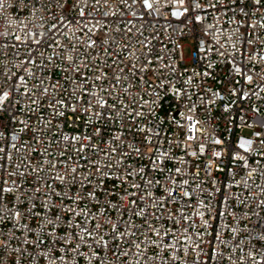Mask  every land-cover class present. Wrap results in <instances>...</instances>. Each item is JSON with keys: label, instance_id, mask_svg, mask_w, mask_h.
Listing matches in <instances>:
<instances>
[{"label": "built area", "instance_id": "obj_1", "mask_svg": "<svg viewBox=\"0 0 264 264\" xmlns=\"http://www.w3.org/2000/svg\"><path fill=\"white\" fill-rule=\"evenodd\" d=\"M0 264H264V0H0Z\"/></svg>", "mask_w": 264, "mask_h": 264}]
</instances>
